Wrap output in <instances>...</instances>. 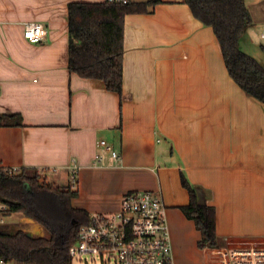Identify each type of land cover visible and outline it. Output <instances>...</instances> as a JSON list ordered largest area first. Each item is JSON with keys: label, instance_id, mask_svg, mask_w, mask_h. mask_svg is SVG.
Here are the masks:
<instances>
[{"label": "crops", "instance_id": "1", "mask_svg": "<svg viewBox=\"0 0 264 264\" xmlns=\"http://www.w3.org/2000/svg\"><path fill=\"white\" fill-rule=\"evenodd\" d=\"M72 1L99 0H0V116L20 118L0 125V167L36 169L40 181L65 186L74 160L80 169L72 205L89 213L117 210L129 190L159 191L175 264L200 237L180 208L189 202L182 175L201 203L215 207L223 244L262 243L264 103L229 75L213 29L184 0L126 14L117 93L68 70ZM246 3L247 29L261 35L264 0ZM28 21L45 25L43 40L24 37ZM100 139L118 156L97 147ZM13 214L0 218L45 234L29 217L12 221Z\"/></svg>", "mask_w": 264, "mask_h": 264}, {"label": "trees", "instance_id": "2", "mask_svg": "<svg viewBox=\"0 0 264 264\" xmlns=\"http://www.w3.org/2000/svg\"><path fill=\"white\" fill-rule=\"evenodd\" d=\"M160 0L127 4L99 1L68 3V70L102 81L109 91L121 93L123 81L124 18L128 13L147 12ZM193 16L213 29L229 75L244 92L264 103V66L243 51L240 39L252 25L246 0H184ZM19 116H0V125H18ZM189 202L181 206L193 220L199 247L223 242L216 233V209L201 203L197 188L182 175ZM77 190L70 185L42 182L36 169L0 167V215L12 213L40 224L45 234L30 236L8 222H0V258L30 264H72L68 249L89 212L72 205Z\"/></svg>", "mask_w": 264, "mask_h": 264}, {"label": "built area", "instance_id": "3", "mask_svg": "<svg viewBox=\"0 0 264 264\" xmlns=\"http://www.w3.org/2000/svg\"><path fill=\"white\" fill-rule=\"evenodd\" d=\"M105 1L127 4L131 0ZM46 33L47 29L41 22L24 23L23 34L30 42L43 40ZM260 37L264 39V31ZM97 147H104L113 157L118 156L104 139L97 141ZM102 157L101 151L94 155L98 161ZM79 169V165L72 160L68 172L71 187L77 184ZM0 222H3L2 218ZM201 248L207 254L206 264H264V246L260 244L242 247L222 244ZM87 252L114 255L116 264H175L161 193L152 189L129 190L122 195L117 210L90 213L89 222L80 226L76 241L68 249L72 260ZM0 264L30 263L0 258Z\"/></svg>", "mask_w": 264, "mask_h": 264}, {"label": "rangeland", "instance_id": "4", "mask_svg": "<svg viewBox=\"0 0 264 264\" xmlns=\"http://www.w3.org/2000/svg\"><path fill=\"white\" fill-rule=\"evenodd\" d=\"M240 47L243 51L254 57L264 66V39L260 37L259 29L257 30L254 26L247 29L243 37L240 39ZM108 152L110 153V151ZM17 216V214H13L10 219L12 221H16L18 218ZM248 241L249 239L240 240L236 244L230 246L242 247L252 245V243ZM257 243L264 246V241L262 243ZM206 261L207 254L204 252L203 248L199 247L198 245H191L183 257H179V264H206ZM72 264H116V259L114 255H110L108 253L101 254L99 252H87L81 257L74 258L72 260Z\"/></svg>", "mask_w": 264, "mask_h": 264}, {"label": "water", "instance_id": "5", "mask_svg": "<svg viewBox=\"0 0 264 264\" xmlns=\"http://www.w3.org/2000/svg\"><path fill=\"white\" fill-rule=\"evenodd\" d=\"M27 234L30 235V236L32 235L30 232H27Z\"/></svg>", "mask_w": 264, "mask_h": 264}]
</instances>
